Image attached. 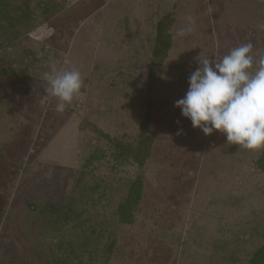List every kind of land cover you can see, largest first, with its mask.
<instances>
[{"label":"rangeland","instance_id":"1","mask_svg":"<svg viewBox=\"0 0 264 264\" xmlns=\"http://www.w3.org/2000/svg\"><path fill=\"white\" fill-rule=\"evenodd\" d=\"M1 1L0 264H264L261 151L205 135L175 106L199 59L264 51V0ZM165 15L173 43L154 74ZM52 62L84 78L62 114L40 102ZM144 127L145 164L116 162L115 143Z\"/></svg>","mask_w":264,"mask_h":264},{"label":"clouds","instance_id":"2","mask_svg":"<svg viewBox=\"0 0 264 264\" xmlns=\"http://www.w3.org/2000/svg\"><path fill=\"white\" fill-rule=\"evenodd\" d=\"M188 20L195 23L191 16ZM258 27L264 30V23ZM192 30L180 29L177 35ZM253 48L248 42L223 57L199 59V67L190 73L188 91L175 106L205 135L219 131L226 134L229 145L258 152L264 150V51L254 56ZM58 65L52 62L42 74L47 87L40 102L55 99L54 110L62 114L79 98L84 78L79 69Z\"/></svg>","mask_w":264,"mask_h":264},{"label":"trees","instance_id":"3","mask_svg":"<svg viewBox=\"0 0 264 264\" xmlns=\"http://www.w3.org/2000/svg\"><path fill=\"white\" fill-rule=\"evenodd\" d=\"M0 3L4 2L0 0ZM3 6L4 5L0 6V12H5ZM10 11L11 10H9L8 12ZM12 11H15V9ZM171 22V16L165 15L159 19L156 25V35L153 43V60L151 67L154 74L156 73V70L158 69L161 61H163L167 57L168 51L173 43L172 35L170 32ZM144 125H147V123H145ZM137 140L138 141L135 144L124 143L122 141H117L115 143V146L120 148V150L114 154V159L117 160L116 162L122 163L132 161L139 166H143L145 164L146 159L149 157L151 142V137L146 127L142 129ZM256 164L258 168L264 172V150H262L260 155L258 156ZM142 188L143 179L141 175L135 176L130 181L125 196L118 204L117 210L121 213L122 222L130 223L133 221V210L136 209L137 205L141 201ZM51 208L56 209V207Z\"/></svg>","mask_w":264,"mask_h":264}]
</instances>
